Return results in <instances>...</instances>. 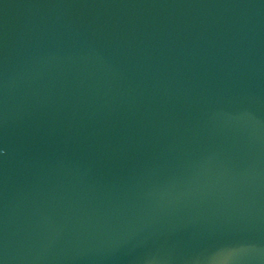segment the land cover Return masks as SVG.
Instances as JSON below:
<instances>
[{"label":"water","instance_id":"95a60500","mask_svg":"<svg viewBox=\"0 0 264 264\" xmlns=\"http://www.w3.org/2000/svg\"><path fill=\"white\" fill-rule=\"evenodd\" d=\"M0 264H264V0H0Z\"/></svg>","mask_w":264,"mask_h":264}]
</instances>
